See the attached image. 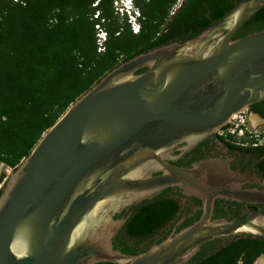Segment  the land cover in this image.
Returning <instances> with one entry per match:
<instances>
[{
    "label": "water",
    "instance_id": "water-1",
    "mask_svg": "<svg viewBox=\"0 0 264 264\" xmlns=\"http://www.w3.org/2000/svg\"><path fill=\"white\" fill-rule=\"evenodd\" d=\"M264 0H246L185 42L119 64L73 103L8 175L0 264H187L207 242L264 237V212L212 220L218 198L264 203L221 159L173 165V150L212 135L264 100V30L234 39ZM144 70L143 72H140ZM180 187L201 219L139 255L113 246L125 207Z\"/></svg>",
    "mask_w": 264,
    "mask_h": 264
},
{
    "label": "trees",
    "instance_id": "trees-1",
    "mask_svg": "<svg viewBox=\"0 0 264 264\" xmlns=\"http://www.w3.org/2000/svg\"><path fill=\"white\" fill-rule=\"evenodd\" d=\"M244 1L133 0L134 33L116 0H0V162L16 169L68 108L119 64L195 38ZM262 30L264 8L235 39ZM100 31L106 34L102 50ZM232 146L264 152V146ZM168 204L145 203L127 231L146 236L165 221ZM262 254L264 241L248 236L211 256L199 251L187 264H255Z\"/></svg>",
    "mask_w": 264,
    "mask_h": 264
},
{
    "label": "flooded vegetation",
    "instance_id": "flooded-vegetation-1",
    "mask_svg": "<svg viewBox=\"0 0 264 264\" xmlns=\"http://www.w3.org/2000/svg\"><path fill=\"white\" fill-rule=\"evenodd\" d=\"M247 111L250 117L257 116L259 123H264V100L248 107ZM232 144L245 146L238 144L233 139H225L216 131L193 146L188 142L180 144L173 150L172 159L169 162L176 166L191 168L200 161L221 159L227 162L232 170L240 172L249 178V181L242 184L243 189L264 191V168L262 167L264 152L258 149H239L233 147ZM153 201L157 204L160 202L169 203L170 210L165 221L144 237L130 234L127 231L128 221L139 213V207ZM204 211L205 203L199 197L185 194L180 187L166 188L149 199L125 207L115 216L116 219L124 220L125 223L113 238V246L124 254L139 255L154 245L160 244L172 234L178 233L200 220ZM257 211L264 212V203L218 198L214 201L211 219L242 221ZM243 238H248V236H229L215 239L203 245L200 251L205 250L207 256H211V252L218 251L230 243ZM258 239L264 241V237H258Z\"/></svg>",
    "mask_w": 264,
    "mask_h": 264
},
{
    "label": "built area",
    "instance_id": "built-area-1",
    "mask_svg": "<svg viewBox=\"0 0 264 264\" xmlns=\"http://www.w3.org/2000/svg\"><path fill=\"white\" fill-rule=\"evenodd\" d=\"M138 30H135V32H138ZM100 41L102 50L106 35L100 37ZM247 112V109H244L233 115L227 124L218 129L217 132L225 139H233L241 145L264 146V123L254 124ZM2 188L3 184H0V190Z\"/></svg>",
    "mask_w": 264,
    "mask_h": 264
},
{
    "label": "rangeland",
    "instance_id": "rangeland-1",
    "mask_svg": "<svg viewBox=\"0 0 264 264\" xmlns=\"http://www.w3.org/2000/svg\"><path fill=\"white\" fill-rule=\"evenodd\" d=\"M128 1H129V0H128ZM128 1H127V0H116V2H115L114 5H115V8H116V9H119L120 13H126V11H127V15L129 16V20L132 21L133 32L136 33L135 30L139 29V24H138V22L136 21V20H137V17H138V13L136 12L135 16H134V14L132 13L133 10H136L135 7H134V5H132L133 10L126 9L125 4L128 5V4H129ZM124 3H125V4H124ZM132 4H133V2H132ZM179 7H180V4L177 5L176 9L179 8ZM123 9H126V11H123ZM129 11H130V12H129ZM131 13H132V14H131ZM132 16H134V18H132ZM104 35H106L105 32H103V31H100V32H99V35H98V36H99V45H100V42H101V41H100V37H103ZM104 43H105V42H103V44H104ZM100 47H101V46H100ZM247 113H248V112H247ZM252 118H253V116L251 117V119H252ZM13 170H14V169H11V168L7 167L5 164H3V163L0 162V177H1V176H4V177H5L4 180H3V182H2L3 185H4L5 181L7 180L9 173H10L11 171H13ZM263 257H264V255L260 256V257L257 259V261L255 262V264H260V263H259V262H260V259L263 258Z\"/></svg>",
    "mask_w": 264,
    "mask_h": 264
},
{
    "label": "bare ground",
    "instance_id": "bare-ground-1",
    "mask_svg": "<svg viewBox=\"0 0 264 264\" xmlns=\"http://www.w3.org/2000/svg\"><path fill=\"white\" fill-rule=\"evenodd\" d=\"M253 121L254 124L259 123V119L257 116H253V118L251 119ZM260 264H264V257L260 259Z\"/></svg>",
    "mask_w": 264,
    "mask_h": 264
},
{
    "label": "clouds",
    "instance_id": "clouds-1",
    "mask_svg": "<svg viewBox=\"0 0 264 264\" xmlns=\"http://www.w3.org/2000/svg\"><path fill=\"white\" fill-rule=\"evenodd\" d=\"M127 1H128V0H127ZM132 2H133V0H129V1H128L129 4L126 5V9L133 10V7H132L133 4H132ZM124 4H125V3H124ZM126 9H125V10H126ZM129 12H130V11H129ZM132 13H133L134 16H135V14H136L135 10H133ZM132 13H131V14H132Z\"/></svg>",
    "mask_w": 264,
    "mask_h": 264
}]
</instances>
